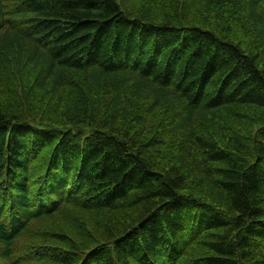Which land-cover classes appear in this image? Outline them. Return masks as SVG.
Listing matches in <instances>:
<instances>
[{"label": "trees", "instance_id": "1", "mask_svg": "<svg viewBox=\"0 0 264 264\" xmlns=\"http://www.w3.org/2000/svg\"><path fill=\"white\" fill-rule=\"evenodd\" d=\"M0 264H264V0H0Z\"/></svg>", "mask_w": 264, "mask_h": 264}]
</instances>
